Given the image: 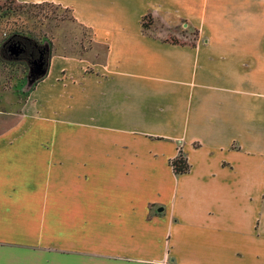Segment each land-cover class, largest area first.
I'll list each match as a JSON object with an SVG mask.
<instances>
[{"label":"crops","instance_id":"1","mask_svg":"<svg viewBox=\"0 0 264 264\" xmlns=\"http://www.w3.org/2000/svg\"><path fill=\"white\" fill-rule=\"evenodd\" d=\"M15 1L90 47L52 46L0 132V264H264V0Z\"/></svg>","mask_w":264,"mask_h":264},{"label":"rangeland","instance_id":"2","mask_svg":"<svg viewBox=\"0 0 264 264\" xmlns=\"http://www.w3.org/2000/svg\"><path fill=\"white\" fill-rule=\"evenodd\" d=\"M8 8L10 9L8 11ZM152 20L147 34L176 42L190 44L195 33L178 26L167 29L160 21ZM12 33L32 35L42 42L49 43L55 52L64 56L79 57L90 47V32L77 24L68 9L43 4L39 6H20L0 0V44ZM0 62V132L12 127L19 119L20 102L11 92L19 69Z\"/></svg>","mask_w":264,"mask_h":264},{"label":"flooded vegetation","instance_id":"3","mask_svg":"<svg viewBox=\"0 0 264 264\" xmlns=\"http://www.w3.org/2000/svg\"><path fill=\"white\" fill-rule=\"evenodd\" d=\"M52 48L38 38L21 34H10L0 44V62L19 69V78L15 77L11 92L23 104L33 86L46 71ZM14 69V70H15ZM20 104V105H21Z\"/></svg>","mask_w":264,"mask_h":264},{"label":"trees","instance_id":"4","mask_svg":"<svg viewBox=\"0 0 264 264\" xmlns=\"http://www.w3.org/2000/svg\"><path fill=\"white\" fill-rule=\"evenodd\" d=\"M1 1H5V2H10V3H17L15 0H1ZM20 6H39V5H43V4H50V5H54L52 3H48V2H43V3H38V4H24V3H18ZM58 6V5H55ZM10 9L8 8V11ZM152 24V20L149 14H145L144 16L141 17L140 19V26H141V30L144 32L145 30H148L150 25ZM14 34H21L24 36H29V37H33L32 35H25L23 33H14ZM173 44L177 43L176 41L170 40ZM47 44L49 45V47L52 48V46L50 45V42ZM193 45V44H192ZM169 166L171 168V171L173 174L178 175V174H183L186 173L188 170V166L186 163L185 158L183 157L181 151L178 149L175 157L173 159H171L169 161Z\"/></svg>","mask_w":264,"mask_h":264},{"label":"water","instance_id":"5","mask_svg":"<svg viewBox=\"0 0 264 264\" xmlns=\"http://www.w3.org/2000/svg\"><path fill=\"white\" fill-rule=\"evenodd\" d=\"M45 75V71L40 75V77H43Z\"/></svg>","mask_w":264,"mask_h":264}]
</instances>
